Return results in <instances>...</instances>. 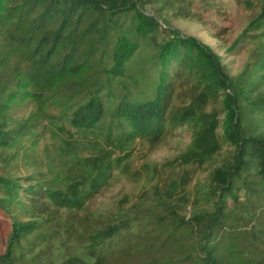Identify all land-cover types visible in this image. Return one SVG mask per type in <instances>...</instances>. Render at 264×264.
Here are the masks:
<instances>
[{"label":"trees","instance_id":"1","mask_svg":"<svg viewBox=\"0 0 264 264\" xmlns=\"http://www.w3.org/2000/svg\"><path fill=\"white\" fill-rule=\"evenodd\" d=\"M235 1L253 13L232 47L245 39L254 45L237 75L210 46L163 18L170 9L201 21L194 0H0V160L38 145L20 143L45 112L19 120L13 111L20 102L43 107L60 96L67 107L57 145L67 173L50 180L0 174V210L10 219L0 264H107L101 245L128 224L97 231L86 258L50 252L44 225L60 209L83 210L137 142L156 146L186 126L194 130L184 162L203 165L230 150L209 175L213 212L177 220L173 243L193 229L201 264H264V246L248 244L240 220L227 213L241 183L256 194L251 216L264 217V0Z\"/></svg>","mask_w":264,"mask_h":264},{"label":"rangeland","instance_id":"2","mask_svg":"<svg viewBox=\"0 0 264 264\" xmlns=\"http://www.w3.org/2000/svg\"><path fill=\"white\" fill-rule=\"evenodd\" d=\"M194 11L201 21L175 17L166 9L163 18L171 28L193 36L210 46L219 56L226 71L237 75L247 63L253 43L248 39L234 41L248 24L252 11L235 0H194ZM151 11L150 7L146 8ZM219 36V38H216ZM65 98L51 99L45 105L28 100L13 111L15 118L26 119L41 108L44 120L36 131L21 139V145L38 142L28 155L0 160V174H38L45 179L62 178L67 166L57 154L59 127L67 126ZM47 115V117H46ZM193 128L186 126L168 133L158 145L136 143L126 164L111 175L107 185L80 211L60 209L44 225L52 236V250L72 252L90 257L91 237L108 226L128 224L112 242H104L99 250L107 264H201L200 236L185 230L180 244L173 243L177 220L189 221L194 216L213 212L214 194L210 173L229 159L227 147L203 165L186 163L182 155L193 140ZM234 198L227 199V213L240 220V233H245L251 246H264V217H253L250 205L256 194L239 183ZM10 219L0 210V252ZM125 228V227H124ZM174 232V233H173ZM40 246L37 250H43ZM47 252V251H45Z\"/></svg>","mask_w":264,"mask_h":264}]
</instances>
